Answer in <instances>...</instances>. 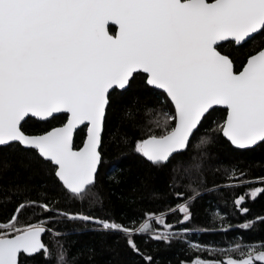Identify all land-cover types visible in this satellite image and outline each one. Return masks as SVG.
Listing matches in <instances>:
<instances>
[{"label":"snow or ice","instance_id":"obj_1","mask_svg":"<svg viewBox=\"0 0 264 264\" xmlns=\"http://www.w3.org/2000/svg\"><path fill=\"white\" fill-rule=\"evenodd\" d=\"M110 26L118 30L112 33ZM256 35L264 36V0H0V146L19 143L35 150L74 200L96 196L92 190L104 163L112 93L127 91L140 74L146 86L166 94L158 99L160 109H147L155 116L141 127L131 148L153 167L167 168L183 156L215 106L226 111L211 135L196 143L199 158L192 157L179 181L173 178L178 202L167 211L145 212L138 226H129L57 209L58 201L25 200L9 221L0 223V264H25L34 254L46 264H74L76 257L63 243L67 233L54 227L61 220L122 234L144 264H155L136 243L144 236L185 244L192 259L181 264H264V240L226 235L235 227L251 233L264 217L234 226L218 206H210L213 227L188 226L195 202L209 191L201 185L207 148L216 135L237 149L264 143V47L248 56L241 70L219 51L222 42L242 47ZM56 113L66 114L62 126L31 136L23 130L28 119L47 121ZM81 127L86 136L76 147L74 134ZM224 172L228 183L215 190L231 192L234 209L249 213L247 197L255 199L264 188L243 179L245 173L235 166ZM239 188L251 191L237 195ZM29 211L35 222L21 219ZM177 214L182 219L169 223L168 217ZM212 232L225 238L200 242V234Z\"/></svg>","mask_w":264,"mask_h":264},{"label":"trees","instance_id":"obj_2","mask_svg":"<svg viewBox=\"0 0 264 264\" xmlns=\"http://www.w3.org/2000/svg\"><path fill=\"white\" fill-rule=\"evenodd\" d=\"M110 30L112 33L115 32L113 27H110ZM262 47L264 36L256 35L242 47H236L233 43H223L219 51L234 61L236 70H241L247 57ZM163 98L164 94L146 86L142 74L132 81L127 91L116 90L112 93L108 126L104 133V163L99 169V177L92 190L96 196L86 199L83 203L72 199L63 190L54 175L53 167L35 151L23 149L16 143L0 147V223L9 221L15 214L18 204L25 200L44 203L58 201L55 205L57 209L71 213L82 212L129 226L133 223L138 226L145 212L158 213L167 211L170 205L174 206L178 201L171 187L173 178L179 181L184 169L193 163L192 157L199 158L200 152L195 148L196 143L200 137L211 135L210 129L214 128L217 122H222L226 111L219 108L211 111V115L204 121V127L193 137V146L183 156L173 159L167 168H156L138 154H134L131 148L135 139L140 137L141 127L155 116V112L146 114L147 109H160L158 99ZM65 120L64 115L45 122L28 119L23 130L27 135H38L61 126ZM84 137V128L75 133L76 147L81 146ZM125 139L132 143L125 144ZM207 152L205 184L201 185V190L209 191H204L203 197L195 202L192 209L194 218L188 226L213 227L210 223V206L213 210L218 206L221 214L227 216L234 226L246 220L264 217V192L255 199L248 196L246 206L249 213L241 214L232 205L234 197L231 192L220 193L215 190L217 185L228 183L224 170L233 166L245 173L243 179L254 181V187L264 188V184L259 183V178L264 177V143L252 149L236 150L222 135L217 134L214 142L208 146ZM181 182L188 183L187 179ZM250 191L251 188H239L236 194ZM188 194L191 195L190 192ZM21 219L35 222L30 211L25 212ZM180 219H182L180 214L170 215L168 222L176 224ZM54 227L67 233L63 243L69 250V255L76 257L74 264H144L142 257L132 251L126 238L120 233L99 231L95 224L80 221L61 220ZM215 227L221 226L217 223ZM226 235L228 239L233 236H244L247 240H264V223L257 222L251 233L235 227ZM224 238L223 233L200 234L201 243L222 241ZM43 239L46 243L49 242L48 236H44ZM192 240L196 241V235L192 236ZM136 243L141 252L154 258L155 264H181V261L192 259V256L186 253V245L178 241H173L169 245L167 242H157L144 236L137 237ZM205 256L210 258L207 254ZM25 264H46V261L41 254H34V258L25 259Z\"/></svg>","mask_w":264,"mask_h":264},{"label":"water","instance_id":"obj_3","mask_svg":"<svg viewBox=\"0 0 264 264\" xmlns=\"http://www.w3.org/2000/svg\"><path fill=\"white\" fill-rule=\"evenodd\" d=\"M110 27H113L114 29H115V32L118 30L117 29V27L116 26H110ZM114 32V33H115ZM250 40V39H249ZM248 40V41H249ZM223 43H226V42H222V44ZM233 44L236 46V47H238L234 42H233ZM247 61V60H246ZM246 63V62H245ZM242 69V68H241ZM143 75V74H142ZM154 90H157V89H154ZM117 91H122V90H119V89H117ZM157 91H159V92H161L162 93V90H157ZM164 95H166V94H164ZM215 108H219V109H222V110H224L223 109V106H215ZM54 115V117H57V116H60V115H64V116H66V114H60V113H56V114H53ZM226 116V115H225ZM31 119H33V120H36V121H39V122H45V121H42V120H40L39 118H31ZM50 119H52V117H49L48 119H47V121L48 120H50ZM65 122H66V120H65ZM64 122V123H65ZM62 126V125H61ZM58 127H60V126H58ZM81 128H83V127H81ZM51 130V129H50ZM49 131V130H48ZM39 135V134H38ZM31 136V135H30ZM74 136H75V134H74ZM85 136H86V129H85ZM223 137V136H222ZM85 138V137H84ZM224 138V137H223ZM226 141H227V138H224ZM229 144H230V142L229 141H227ZM12 144H14V143H12ZM16 144H18V145H20L19 143H16ZM82 144H83V142H82ZM82 144H81V146L80 147H82ZM258 144H260V143H258ZM257 144V145H258ZM257 145H255V146H250L249 148H247V149H237V148H235V146H233V145H231L230 144V146L232 147V148H234V149H236V150H248V149H252V148H254V147H256ZM21 146V145H20ZM0 147H3V146H0ZM23 149H26V150H32V149H27V148H25L24 146H21ZM33 151H35V150H33ZM36 152V151H35ZM37 153V152H36ZM38 154V153H37ZM39 156V155H38ZM40 157V156H39ZM41 158V157H40ZM43 159V158H42ZM44 160V159H43ZM45 161V160H44ZM150 163V162H149ZM58 180V179H57Z\"/></svg>","mask_w":264,"mask_h":264}]
</instances>
